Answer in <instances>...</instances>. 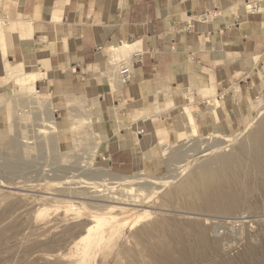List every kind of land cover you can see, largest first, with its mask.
<instances>
[{"label": "crops", "instance_id": "obj_1", "mask_svg": "<svg viewBox=\"0 0 264 264\" xmlns=\"http://www.w3.org/2000/svg\"><path fill=\"white\" fill-rule=\"evenodd\" d=\"M252 1L5 0L0 17L10 20L13 45L0 30V86L1 70L6 79V70L24 64L45 71L36 83L46 92L98 98L112 126L102 160L116 174H135L163 141L192 136L189 113L202 131L211 105L240 103L263 77L264 12L248 11ZM119 44L138 54L123 84L109 50Z\"/></svg>", "mask_w": 264, "mask_h": 264}, {"label": "rangeland", "instance_id": "obj_2", "mask_svg": "<svg viewBox=\"0 0 264 264\" xmlns=\"http://www.w3.org/2000/svg\"><path fill=\"white\" fill-rule=\"evenodd\" d=\"M4 2L5 0L0 1V5L5 12ZM10 10L13 14L18 11L14 6H11ZM0 18L2 19H0V30H5L7 35V47L12 46L10 34H8L10 20L3 19L5 18L3 14ZM120 55L124 58L129 57ZM120 55L114 57L117 58ZM19 67H23L25 73L45 72L40 69H27L24 64H19L8 71L15 72ZM118 70L119 66L115 70L116 73ZM106 72L111 74L109 68ZM1 75L0 164L7 161L12 165L0 170L1 183L2 180L9 182L7 186L0 185V264H93L89 261L83 263L80 252L73 248V242L85 233L78 225L80 222H76V215L67 210L71 205L69 202L73 201L77 206L86 205L87 208L83 209V219L88 222L94 216L105 217L110 214L101 206L93 208L92 200H85L86 198L79 200L70 194L69 191L84 189L91 191V189L79 187V185H64L63 182L67 179L61 181L65 179L63 173L68 177H77L75 174H78L79 170H87L89 166L93 171H102L115 178H134L138 173L144 172L149 179L169 180V177L175 174L179 163L185 159L194 162L192 161L193 164L179 174L177 182L157 190L151 182L145 183L150 184L152 188L147 185L143 189L145 195L142 198L145 197V199L141 207L110 204L121 209L112 213L114 217L112 228L115 227L118 231L112 238L113 244L105 248L104 254L95 264H128L129 259H135L137 264H147V258L142 252L146 251L149 243H155L164 237L160 234L152 241L137 242V238L143 236L142 226L130 230L129 225L138 215L146 211L151 215L142 225L158 222L165 216H176L186 223L196 220L204 222L205 226L213 227L208 232L213 243L208 249L209 259L202 261L196 258L187 264H215L214 262L264 264V195L260 190L250 195V202L254 206L248 204L243 211L223 217H200L197 214H185L178 208L173 209L162 205L167 191L182 184L184 178L209 157L235 152L237 147L246 140V136L264 119V75L245 88L242 94L244 99L240 103L236 102L233 106L228 105L222 109L224 114L218 116L219 110L211 105V108L203 113L207 123L203 124L202 131L197 128L199 133L196 136H185L181 140L179 136V139L173 140L172 136L175 132L169 133L172 140L163 141L160 148L144 158L138 171L131 175L114 173L102 160L112 126L106 121L98 98L78 93L60 97L44 91L39 83H35V89L30 90L12 76H6L5 79L3 70ZM192 113L195 115L196 109H193ZM161 119L156 121L158 125ZM49 121L54 123V128L45 126ZM40 129L48 131L41 133ZM228 138L231 141L223 145L225 147L222 151L200 157L208 152V146L224 142ZM13 141L17 142V148L12 145ZM160 151L161 155L156 159L154 167L146 170L145 164L148 158L155 157ZM196 153L199 154H197L198 159L193 157ZM14 160L30 163L31 167L16 173L13 166ZM43 174L49 175V179L53 181L50 182L49 179L40 181L38 177H42ZM9 187L12 188L9 189ZM147 187H149L148 191ZM175 201L174 206L179 205V197ZM235 218L238 223L232 227L230 223L235 221ZM206 222L212 223L206 224ZM73 226L71 231L70 228ZM136 229L140 231L135 237L133 232ZM111 234L112 232L107 233V237ZM123 249L134 250L137 256L132 255L133 257L129 258L124 254L123 259L121 254Z\"/></svg>", "mask_w": 264, "mask_h": 264}, {"label": "bare ground", "instance_id": "obj_3", "mask_svg": "<svg viewBox=\"0 0 264 264\" xmlns=\"http://www.w3.org/2000/svg\"><path fill=\"white\" fill-rule=\"evenodd\" d=\"M22 36H25V34H22ZM109 50L113 54L111 58L112 65L116 68H118V66L120 67L123 62L125 64H131L135 55H131L135 51V46L131 44L113 46ZM120 54L129 57L124 58ZM114 55L120 56L116 58ZM6 72L8 76H12L30 90H34L36 81L46 74L45 72L42 73L37 71L25 73L23 67H19L15 72H10L8 70H6ZM119 81L122 84L124 83L120 78ZM219 112L220 115L223 114L221 110ZM188 121L193 128L192 136H196L197 130L195 127V120L190 113L188 114ZM45 126L54 128V123L49 121ZM46 131L48 130L40 129L39 132L43 133ZM25 139H27V137H25ZM229 141L231 140L228 138L227 140L225 139L224 142L208 146V152L203 153L200 157H206L222 151L223 147H225L223 145ZM12 145L14 148L18 147L16 141H13ZM197 154L198 153L193 154L195 159H198ZM192 161L193 160L185 159L180 162L175 174L170 176L169 180H164L163 178L158 180L149 179L144 175V172L138 173L134 178H115L102 171H93L89 166L87 170H77L78 174H75L77 177L71 175V177H68L63 173L65 179L60 176L63 179L60 180L64 181L67 179L63 182L64 185H79V187L91 189V191L87 189L75 192L69 191L70 194L74 195V197L79 200L85 198V200H92L93 208L96 209L101 206L108 214H110L105 217L94 216L93 219L88 222L83 219V209L87 208L86 205L77 206L73 201L69 202L71 205L67 210L76 215V222H80L78 225L82 227V230L85 233V235L79 236L73 242V248L77 252H80L82 262L85 263L89 261L93 264L97 263L101 255L104 254L105 248L110 247L113 244V242H111L112 238L116 236L115 233L118 230H116L115 227L112 228V223L114 222L112 213L121 209L118 206H112L110 204L128 205L133 206V208H137L138 206L141 207V205L144 204L143 200L145 199V197L144 199L142 198L145 195V193L143 194V189L148 185L145 183L151 182V184L155 185L154 189L156 190L160 188L163 189L166 185L177 182L176 180L178 179L177 177L179 174L190 167L194 162ZM11 165L10 162L6 161L0 164V170L7 169ZM13 166L15 172L20 173L29 169L31 164L23 162L22 160H14ZM40 178L38 177L40 181L49 179V175L43 174ZM60 180L59 182H61ZM49 181L52 182L53 180L49 179ZM49 181L48 183H50ZM55 182L57 183V181ZM8 183L7 180H2V183L0 181L1 186H7ZM59 186H61V184ZM149 187H147V191ZM10 188L12 187H9V189ZM256 190H260L264 195V119L258 124L254 131L246 136V140L237 147L235 152L224 153L213 158L209 157L202 165H199L196 169L191 171L184 178L182 184L167 191L165 193L166 199L163 201L162 205L173 209L178 208L182 213L197 214L200 217H223L224 215L229 216L243 211L248 204L254 206L253 203L250 202V195ZM150 192L152 193V191ZM147 194L146 196H148ZM243 194H245V196L242 197ZM178 197L180 201L179 205L174 206V202H176L175 200ZM150 215L151 213L146 211L145 213L138 215L129 225L130 230L142 226L141 231L143 232V236L137 238V242L142 243V241H152L159 237L160 234H163V239L156 242L154 241L155 243H149L146 251L142 252L143 256L147 258V264H178L179 262L181 264H187L190 260L196 258H199L202 261H207L209 259L208 249L212 247L211 245L213 243L210 240L211 238H209L208 232L213 227L205 226L204 222L202 223L196 220L186 223L176 216H165L158 222H150L142 225ZM209 223L212 222H206V224ZM236 223H238V221L235 218V221H232L230 224L234 227ZM125 224L126 223H124V225ZM240 224L241 223H239V225ZM73 228L74 226L71 227L70 230L73 231ZM109 228L110 230H108ZM139 231V229H136L133 232V236L136 237ZM111 232L113 236L111 234L107 237V233ZM217 241L218 240H216V242ZM216 242L214 244H216ZM134 253L135 251L130 249H123L121 252L123 259L125 258L124 254L131 258L133 257L132 255H135ZM129 261L128 264L138 263L135 259H129ZM214 263L222 264L220 262Z\"/></svg>", "mask_w": 264, "mask_h": 264}, {"label": "built area", "instance_id": "obj_4", "mask_svg": "<svg viewBox=\"0 0 264 264\" xmlns=\"http://www.w3.org/2000/svg\"><path fill=\"white\" fill-rule=\"evenodd\" d=\"M246 8L252 13L264 12V8L260 5V0H253L252 2L247 3ZM137 57L138 54L135 53L131 64H125L123 62V64L119 67L118 77L120 80H123L124 83L131 77L135 65V58Z\"/></svg>", "mask_w": 264, "mask_h": 264}]
</instances>
